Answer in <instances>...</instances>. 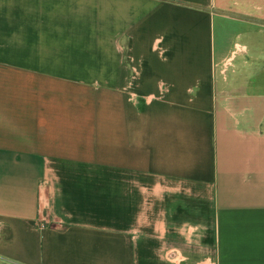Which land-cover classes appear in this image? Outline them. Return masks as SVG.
I'll return each instance as SVG.
<instances>
[{
	"label": "crops",
	"instance_id": "0c3cea01",
	"mask_svg": "<svg viewBox=\"0 0 264 264\" xmlns=\"http://www.w3.org/2000/svg\"><path fill=\"white\" fill-rule=\"evenodd\" d=\"M0 264H264V0H0Z\"/></svg>",
	"mask_w": 264,
	"mask_h": 264
}]
</instances>
